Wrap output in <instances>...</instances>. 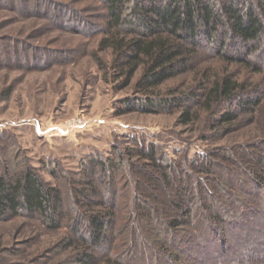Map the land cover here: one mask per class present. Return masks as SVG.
Here are the masks:
<instances>
[{"label":"trees","instance_id":"obj_1","mask_svg":"<svg viewBox=\"0 0 264 264\" xmlns=\"http://www.w3.org/2000/svg\"><path fill=\"white\" fill-rule=\"evenodd\" d=\"M99 1L106 18L95 58L119 87L135 91L119 113L176 106L188 124L204 111L223 132L256 113L264 87L251 88L231 68L264 70V0ZM102 51L111 54L108 65ZM209 59L223 66L205 65ZM187 77L196 85L165 91ZM124 134L128 144L116 135L110 155L95 151L78 171L49 157L36 166L18 151L1 159L0 221L25 216L47 229L69 227L56 251L72 248V264H264V155L220 160L218 150H204L173 159L146 134ZM177 164L184 175L176 184ZM68 193L81 213L66 206Z\"/></svg>","mask_w":264,"mask_h":264},{"label":"rangeland","instance_id":"obj_2","mask_svg":"<svg viewBox=\"0 0 264 264\" xmlns=\"http://www.w3.org/2000/svg\"><path fill=\"white\" fill-rule=\"evenodd\" d=\"M105 18V6L99 0H0L2 164L11 162V153L18 151L36 166L49 157L67 170L78 171L83 157L95 151L110 155L116 135H122L123 145L129 143L124 133L137 131L160 142L163 153L173 159L204 150H218L215 157L220 160L264 155V96L256 113L242 115L230 132L213 127L204 111L183 124L181 108L176 106L119 113L121 100L133 97L135 91L133 85L119 87L95 58ZM100 57L110 63L109 51L100 52ZM204 64L223 66L210 59ZM231 69L251 88L264 87V70L255 72L242 63ZM189 79L169 81L165 91L176 85L185 89L193 82ZM172 171L173 182L181 183V165ZM43 175L52 179L46 172ZM100 187L108 195V183ZM71 196L67 194L66 206L81 213L84 207L75 208ZM133 230L128 228L126 233ZM69 231V227L47 229L25 216L0 221V264H72L76 258L72 248L56 251Z\"/></svg>","mask_w":264,"mask_h":264},{"label":"built area","instance_id":"obj_3","mask_svg":"<svg viewBox=\"0 0 264 264\" xmlns=\"http://www.w3.org/2000/svg\"><path fill=\"white\" fill-rule=\"evenodd\" d=\"M82 125V124H81Z\"/></svg>","mask_w":264,"mask_h":264}]
</instances>
